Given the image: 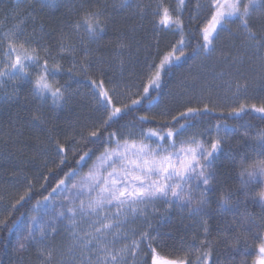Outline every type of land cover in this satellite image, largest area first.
Returning <instances> with one entry per match:
<instances>
[{"label":"snow or ice","instance_id":"6c2138e0","mask_svg":"<svg viewBox=\"0 0 264 264\" xmlns=\"http://www.w3.org/2000/svg\"><path fill=\"white\" fill-rule=\"evenodd\" d=\"M261 4L264 0H208L206 6L198 49L210 55L216 52L221 32L228 34L238 54L221 50L219 60L227 61L238 77H244V83L235 81L233 95L246 94L249 89V79L241 72L245 56L249 61L247 71L255 74L253 82L257 78L264 81V8L254 16ZM16 5L33 9L38 6L40 11L59 7L58 0H16ZM65 6L74 12V20L51 32H46L43 24L37 30V17L31 13H28L33 23L31 32L27 31L24 19L0 32V90H3L0 98L13 102L18 97L19 85H27L32 97L40 102L30 111L28 124L36 126L38 141L44 137L54 146L52 163L62 171L69 153L79 156L77 167L64 172L52 191L36 201L38 207L43 205L47 209L52 194L59 190L58 194L63 197L60 210L43 222L32 217L25 234L19 238L17 252L34 246L38 264H127L126 256H135L145 244L151 264H209L212 246L206 239L210 229L204 218L210 215L209 195L218 193L217 207L230 213L234 221L221 231L228 253L224 264H247L249 236L258 241L251 264H264V128H254L250 120L228 125L218 119L215 125L202 126L204 117L220 107L212 102V107L209 103H204L203 108L185 106L158 127H144L145 123L156 120V116L146 114L126 125L127 132L112 130L117 118H123L129 109L127 104L117 107L114 97L127 93L118 94V85L105 87V79H93L90 73L99 72L104 76L106 67H111L110 57L100 47L91 45L99 44L110 27L119 31L110 11L116 5L109 0H79L78 3L72 0ZM119 7L135 8L141 19L151 16L154 28L174 29L180 35L158 64L148 65L147 84L143 87L144 95L148 96L150 89L161 87L163 74L188 55L183 18L186 0H175L174 4L173 0H154V4L147 5L138 0L135 3L120 0ZM202 7L197 4L198 9ZM230 25H235V29ZM129 46L123 39L116 45L119 50ZM198 49L194 48L193 54H199ZM116 56L121 57L122 51ZM66 63L70 66L65 67ZM64 75L66 80H62ZM77 76L89 79L97 103L95 110H103V118L73 124L71 133L60 124L48 127L50 121L43 105L50 102L54 110H62L68 99L77 94L70 91L69 83ZM107 82L111 84V78ZM226 83L231 88L232 82ZM139 102L131 101L132 105ZM251 113L259 114V120L264 122V102L259 106L240 102L228 108L227 116L242 119ZM221 118L227 117L221 113ZM236 137L240 139L234 147L232 140ZM90 160L92 164L87 173L80 176V170ZM222 165L236 173L238 187L227 183L220 172ZM76 176H80L79 181L69 187V179ZM33 189L29 181L11 210L15 211L17 205L29 199ZM158 203L169 209L174 206L182 211L186 209L190 217H199L205 239L198 245L193 242L182 256L177 254L175 258L161 256L158 249L167 247V242L159 233L134 232L132 235L139 238L132 239L130 244L124 243L130 239L125 231L129 217L143 216L147 223L149 206L155 212ZM249 205L258 206L260 214L249 212ZM8 223V217L0 220L2 227L7 228ZM61 231L67 233L66 243L58 247L53 241ZM242 240L244 247L240 248ZM234 253L243 258L237 262Z\"/></svg>","mask_w":264,"mask_h":264},{"label":"trees","instance_id":"16d2710c","mask_svg":"<svg viewBox=\"0 0 264 264\" xmlns=\"http://www.w3.org/2000/svg\"><path fill=\"white\" fill-rule=\"evenodd\" d=\"M71 2L72 0H58V8L40 11L38 6L34 9L27 7V5H21L17 8L16 0H0V32L12 28L21 19L25 20L27 31L31 32L33 23L28 18V13L37 17L35 22L37 30H39V25L43 24L44 30L51 32L53 28L74 20V12L65 6ZM75 2L78 3L79 0H75ZM133 2L135 3L137 0H133ZM138 2L145 5L154 4V0H138ZM174 2L175 0H173V4ZM109 3L116 5L115 9H110V11L117 21L119 31L110 27L102 36L99 44H93L91 47H100L105 55L110 57L112 64L110 68L106 67L104 76L94 71L90 75L96 80L105 79V87L111 88L113 85H118V94L127 93L114 97L117 107L127 104L129 109L125 110L123 118H117L118 122L113 125L112 130L118 129L125 132L128 129L125 127L126 125L135 123V118L146 114L156 116V120L145 123L144 127H158L165 119H170L171 115H178L185 106L203 108L204 103H209V106L212 107V102H216L220 107H217L214 113L204 117L201 122L202 126L215 125L219 119L221 123L228 125L245 123L250 120L254 128H264V122L259 120L257 113H251V116H243L242 119L227 116L228 108L238 105L240 102L249 105L256 103L258 106L264 102V81L257 78L253 82L252 78L255 74L247 71L249 61L246 56L243 57L244 68L241 69V72L249 79V89L244 97L238 100L232 98L231 91H226L229 86L226 82L229 78L224 80V78L207 74L210 63L203 60L205 56L209 57L210 55L198 49V45L202 43L199 29L203 27L202 22L206 15L207 0L204 1L203 7L200 9L197 8L198 0H186L183 18L184 38L188 55L182 57L172 66L170 71L163 74L161 87L150 89L148 96L143 93V87L147 84L148 65L153 62L158 64L162 55L180 39V35L174 29L154 28L150 15L141 19L135 8H120V0H109ZM262 8H264V4L258 5L254 16L260 14ZM16 12L19 13L18 16L15 15ZM233 27L235 28V25ZM121 39L129 43L130 46L123 50L117 49L116 45ZM235 43L239 44V40H236ZM231 45L232 41L229 40L227 34V42L223 51H231L233 55H237V49L232 48ZM194 48L198 49L199 54H193ZM118 51H122L121 57L116 56ZM68 66L70 63L65 64V67ZM220 67L222 68L218 69H223L225 73H230L231 70L230 81L232 86H235L237 79L240 83H244V77H238L235 69L231 68L227 61H224ZM108 78H111V84L107 82ZM66 79L67 76L64 75L62 80ZM69 83L71 85L70 91L77 94L68 99L63 109L54 110L50 102H47L43 105V110L49 117L48 127L60 124L65 131L71 133L73 131L71 125L90 123L98 118H103L104 112L103 110L99 112L95 110L97 103L92 95L94 89H92L88 78L77 76L75 80L69 81ZM132 100H139L140 102L132 105ZM39 104L40 102L29 93L28 86L23 84L19 85L18 97L13 102L0 101V220L6 217L9 219L7 228L0 226V264H38L34 246L30 245L25 252H17L16 241L17 235L20 233L19 229L32 214L44 208L43 205L38 207L36 201L42 200V195H47L52 191L56 182L63 178L64 172L75 169L77 167L76 161L79 159L78 155L74 157L69 153L66 166H63L62 171L52 163L55 156L54 146L50 145L44 137L38 141L36 136L39 135V132L36 126L28 124L30 111ZM162 112L165 113L164 116L160 115ZM221 113L227 118H221ZM60 139L63 142L64 137L61 136ZM239 139L236 137L232 140L234 147L238 145ZM56 160L58 163L59 158ZM90 162L91 160L80 170V175L86 170ZM220 172L228 184L234 188L238 187V180L234 171H230L222 165ZM45 176L48 177L47 180L44 179ZM76 177H71L69 183L74 181ZM29 181L34 185L32 196L17 205V209L12 211L11 205L23 193ZM42 184L44 188H41ZM58 192L59 190L52 194L50 201L59 195ZM217 195L218 193L209 195L208 199L211 201L210 215L204 218L207 220L210 229L206 239L212 246L209 264H224L228 253L223 243L221 231L234 222L230 213H224L217 207ZM160 207L158 208L159 211L163 212L164 209H160ZM248 210L257 215L260 214V209L256 205H249ZM10 211H12L11 216H9ZM159 216L161 218L157 217L152 220V226L148 227L147 231L153 235L159 233L167 242V247L158 249L161 256L169 258H175L177 254L182 256L193 242L198 245L200 240L205 239L201 219L197 218L191 221L173 211L163 212ZM139 225L140 223H132L128 228L136 226L137 229H140ZM66 236L67 233L61 231L59 235L55 236L53 242L59 247L66 243ZM194 237L196 238L195 241ZM247 242L251 247L246 259L247 264H251L258 241L249 236ZM243 247L244 241L242 240L240 248ZM233 255H236L237 262L243 258L236 253ZM192 259H195L194 255ZM127 264H151V257L145 244L141 245L137 259L130 260Z\"/></svg>","mask_w":264,"mask_h":264},{"label":"rangeland","instance_id":"374dc122","mask_svg":"<svg viewBox=\"0 0 264 264\" xmlns=\"http://www.w3.org/2000/svg\"><path fill=\"white\" fill-rule=\"evenodd\" d=\"M204 1H205V0H198V4H200V5L203 6ZM207 1H208V0H207ZM233 26H234V25H230V27H232L233 29H235ZM226 42H227V33H226V32H221L219 39L216 41V52L210 54L209 57L205 56V58H204L203 61H204V62H209V63H210V65H208V66H209L208 68H210V69H209V71H207V74L213 75V76H215V77L218 76V77L224 78V80H226V79L229 78V80H227V82H228V81H230L231 70H230V73H225L223 69H218V68H222V67H220V66H222L223 63H224V61L219 60V54H220L221 50H224L223 47L225 48V43H226ZM221 73H224V75H221ZM235 73H236V72H235ZM253 75H254V74H253ZM7 88H8V90L10 91V90H11V84H9V85L7 86ZM226 91H228V92L231 91V93H232V98H233V99L238 100V99H240L241 97H244V93H241V94H239V95H233V93L236 91L235 86H233V87L231 86V88L228 86L227 89H226ZM0 97H3V90H1V92H0ZM0 101H5V100L2 99V98H0ZM128 130H129V129H127L125 132H127ZM94 159H95V157L93 158V160H94ZM91 164H92V161L89 163V165H88V167L86 168V170H85L80 176H83L84 174L87 173V171H88L89 167L91 166ZM80 176H77L76 179H75L74 181H72V182H70V183L68 184V186L71 187V184H72V183H76V182H78L79 179H80ZM65 195H67V193H65ZM62 200H63V197H62L61 195L56 196V197H55V198L49 203V207H48L47 209L43 208V209L40 210L39 212L32 214V215H31V216L25 221L24 225L19 229V232H20V233L17 235V241H16V245H17V247H18V244H19V242H20V239H19V238H20L21 235H24V234H25V231H24V230L26 229V226L30 223V219H31L32 217H36L37 220H40L41 222L48 220V219H49V216H51V215H55V213L58 212V211L60 210V208H59V204H60V202H61ZM53 205H55V208H53ZM159 206H161L160 209H164L163 212H171V211H173V212H176V213L182 215L184 218H186V219H188V220H191V221H193L194 219H197V218L200 219L199 217H190L186 209L182 211L181 209H179V208H177V207H175V206L169 209L167 205H164V204H162V203H158V204L156 205L157 211H155V212H152V210H151V206H149V214H148V216H147V223L145 222V217H143V216H141V217H137V218H133V217H131V216L129 217V222L125 225V231H126L128 234H131V235L129 236L130 239L127 240V241H124V243H129V244H130L132 239H138V238H139L138 235H137V236H133V235H132L134 232H135V233H139V232H141L143 229H144V230H147V228H148L149 226H152V220H153L154 218H157V217H160V218H161V216H159V215L162 214L163 212H160V211H159V209H158ZM132 223H140V225H139V228H140V229H137L136 226H133V227L128 228V226H129L130 224H132ZM195 229H196V225H195ZM130 231H131V232H130ZM37 238H39L38 234H37ZM119 246H120V245H117V247H119ZM138 253H139V250L137 251V254H136L135 256H133V255H131V254H129L128 256H126V262H128V261H130V260L137 259V257H138Z\"/></svg>","mask_w":264,"mask_h":264},{"label":"bare ground","instance_id":"6f19581e","mask_svg":"<svg viewBox=\"0 0 264 264\" xmlns=\"http://www.w3.org/2000/svg\"><path fill=\"white\" fill-rule=\"evenodd\" d=\"M88 83V82H87ZM233 87V86H232ZM121 99V98H120ZM123 103V102H122ZM147 125V124H146ZM36 206V205H35ZM34 208V207H33ZM148 230V229H147ZM143 231H145V230H143Z\"/></svg>","mask_w":264,"mask_h":264}]
</instances>
